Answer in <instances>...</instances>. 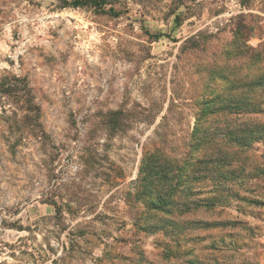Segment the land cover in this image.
Masks as SVG:
<instances>
[{
	"label": "rangeland",
	"instance_id": "1",
	"mask_svg": "<svg viewBox=\"0 0 264 264\" xmlns=\"http://www.w3.org/2000/svg\"><path fill=\"white\" fill-rule=\"evenodd\" d=\"M96 1L0 0V264H254L264 137L240 154L261 167L244 180L221 187L217 165L199 180L185 167L177 184L193 194L171 209H146L139 169L145 152L215 158L194 139L264 123V107L204 113L246 91L210 70L227 62L238 15L254 27L245 43L264 48V0Z\"/></svg>",
	"mask_w": 264,
	"mask_h": 264
},
{
	"label": "trees",
	"instance_id": "2",
	"mask_svg": "<svg viewBox=\"0 0 264 264\" xmlns=\"http://www.w3.org/2000/svg\"><path fill=\"white\" fill-rule=\"evenodd\" d=\"M91 4L94 7H100L104 2L96 0H63V7L66 5L80 7ZM245 17L246 15L242 14L237 16V21L234 22L231 30L234 37L233 42H231L232 48L228 49V51L225 48V52H223L227 62L231 58L240 60L242 57L246 58L245 62L242 61L240 65L225 62L210 70V73L216 74L218 79L224 81L228 85V89H246V91H238V93L227 96L216 94L215 99L208 101V107L210 106L211 108L209 110L206 107L204 110L205 114L228 112L241 116L261 113V107H264V48L261 45L258 48L245 43L254 34V27L249 25ZM243 69L246 72L244 76L239 74ZM119 113V111H114L110 112L109 115L114 117L119 115ZM244 122L235 124L233 127L217 130L212 135V138L210 137V140L203 139L208 137V135H202L194 139L197 141L194 145L195 148L209 142L215 148L216 144L214 150L217 154L215 158L201 159L197 157L191 163H188L185 159L182 163L183 165L175 166L172 163L173 161L166 156L145 152L141 158L139 181L144 182L146 180L147 185H143V189L139 192V199L146 209L152 212H157L159 208L170 207L171 209L173 205H179L181 201L179 197L181 195L187 197L193 194L185 192L184 190L186 189H182L177 184L185 167L190 166L188 168L190 171H186L187 176L191 172V179L199 180L201 176H204L200 175L201 173H205L206 177V174L212 170V166L217 165L218 168H221L218 172V180L221 187L227 186L228 182L233 181V178H237L238 175L236 173H239L238 177L244 180L248 176L243 175V178L241 176L246 169L250 170L248 173L253 172L251 175L256 174L254 171L261 170V167L255 163H250L251 166H245L249 158L248 156L242 157L240 154L242 151L248 150L252 142L264 137V123ZM215 139L219 143H216ZM237 179L240 180L239 178ZM173 181L175 183L167 187ZM163 187L166 189H163ZM174 196H177L176 201ZM191 204L193 209H196L202 205L207 207L214 206L216 201L211 198L199 199L198 201L192 200ZM180 212L181 208L179 209Z\"/></svg>",
	"mask_w": 264,
	"mask_h": 264
},
{
	"label": "crops",
	"instance_id": "3",
	"mask_svg": "<svg viewBox=\"0 0 264 264\" xmlns=\"http://www.w3.org/2000/svg\"><path fill=\"white\" fill-rule=\"evenodd\" d=\"M252 260H255L254 264H264V252L257 255L256 257H250Z\"/></svg>",
	"mask_w": 264,
	"mask_h": 264
}]
</instances>
